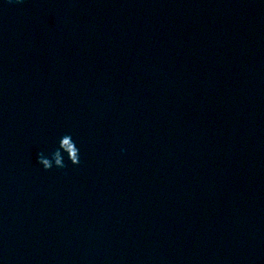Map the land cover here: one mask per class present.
Segmentation results:
<instances>
[{"label":"water","instance_id":"95a60500","mask_svg":"<svg viewBox=\"0 0 264 264\" xmlns=\"http://www.w3.org/2000/svg\"><path fill=\"white\" fill-rule=\"evenodd\" d=\"M0 264H264V0H0Z\"/></svg>","mask_w":264,"mask_h":264},{"label":"clouds","instance_id":"9594fccd","mask_svg":"<svg viewBox=\"0 0 264 264\" xmlns=\"http://www.w3.org/2000/svg\"><path fill=\"white\" fill-rule=\"evenodd\" d=\"M24 2L25 0H7L8 4H23ZM125 151V149H121L122 153ZM65 153L73 166H80L81 152L71 134H64L59 141V146L48 156H46L43 151L39 152L37 154V163L41 165L45 171H51L53 168L65 170L68 167L64 159Z\"/></svg>","mask_w":264,"mask_h":264}]
</instances>
